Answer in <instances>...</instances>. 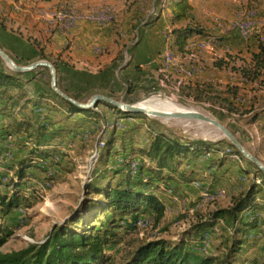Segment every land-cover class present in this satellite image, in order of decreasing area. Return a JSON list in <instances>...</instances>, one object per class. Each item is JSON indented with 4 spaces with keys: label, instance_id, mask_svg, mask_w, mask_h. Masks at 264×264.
I'll return each mask as SVG.
<instances>
[{
    "label": "trees",
    "instance_id": "1",
    "mask_svg": "<svg viewBox=\"0 0 264 264\" xmlns=\"http://www.w3.org/2000/svg\"><path fill=\"white\" fill-rule=\"evenodd\" d=\"M9 5L10 13L21 18L29 17L26 1L13 0ZM163 7L168 9L171 26L164 43L174 53L184 55L190 38L210 35L195 23L190 0H165ZM159 15L160 11L156 16ZM255 40L252 64H245L239 73L246 82L262 78L264 84V45L259 37ZM103 52L101 48L97 54ZM39 56L48 59L43 53ZM48 60L56 70L58 88L81 102L77 95L61 87L59 72L72 66L59 57ZM226 65L225 59L212 63L217 70H223ZM135 69L138 70L139 66L136 65ZM25 73L0 68V135L21 138V145L26 151L10 165L14 173L7 181L0 175L2 216L20 206L31 205L24 192L28 170L39 166L38 162L58 147L62 137L85 123L105 119V115L95 107L104 104L121 116L144 117L142 113L122 111L105 102L83 109L52 89L46 93H30L26 88L30 79H23ZM77 73L81 77L87 76L83 72ZM123 82L132 86L127 80ZM216 84L211 80L188 78L179 84L177 91L197 102L218 106L228 114L251 112L239 109L244 103H238L242 87L228 84L220 87ZM261 117L255 112L251 119L254 122ZM143 128L146 140L142 144L134 143V136L140 134ZM107 136L95 148L94 164L90 166L83 183V196L71 213L60 223L53 224L44 240L29 242L17 250H0V264H264V230H259L253 215L256 208L264 203V191L259 187L264 181L263 174V179L257 175L251 178L249 184L231 197L228 206L217 207L209 215L193 220L180 238L157 237L126 242L124 253L115 263L105 249L120 242L118 230L123 224L120 221L125 222L126 217L136 219L140 213L148 214L151 217L150 227H154L164 217L165 201L157 192L159 188L165 191L171 189L174 193L173 190L178 191L194 181L211 180V184H215L226 174L225 164L234 161L233 153L242 159L245 157L233 145L222 147L218 142L204 139L182 140L150 123L136 122L121 134L111 131ZM116 141L125 158L122 163L110 165L109 158L116 151L113 149ZM135 162L137 165L133 169ZM240 170L248 171L246 167H240ZM257 171L260 172L258 168ZM117 175L121 177L117 178ZM130 226L137 229L135 225ZM12 233L11 229L0 224V248ZM209 233L220 237L215 253H205L193 247L191 239H202ZM251 250L254 253L248 255Z\"/></svg>",
    "mask_w": 264,
    "mask_h": 264
},
{
    "label": "rangeland",
    "instance_id": "2",
    "mask_svg": "<svg viewBox=\"0 0 264 264\" xmlns=\"http://www.w3.org/2000/svg\"><path fill=\"white\" fill-rule=\"evenodd\" d=\"M190 1L193 5L195 23L210 34L216 33V21L225 24L238 16L239 13L250 9L255 11V15L251 20L245 16H242L240 20L243 27L253 28V32L248 39H241L239 34L233 31L224 39H230L233 36L237 42L232 47L217 48L219 56L204 58L206 68L212 69L211 71H218L212 66L214 61L225 59L227 65L222 70L223 72L204 70L203 75L200 76L206 80H214L217 83L216 85L220 87L225 84L242 87L239 93L240 96H238V103L239 105L244 103L239 109L240 111L250 110L249 114H228L218 106H213L207 102H197L195 99L179 94L177 91V75L160 70L159 64L152 68H147L144 64V66L138 65L140 68L135 69L132 62L131 45H128L125 51L118 55L119 61L115 65L108 64L99 69H91L94 74L86 73L87 76L81 77L77 70L61 69L59 72L61 87L66 88L71 94L77 95L81 102H87L94 94H104L125 103L137 104L138 102H158L159 100V102H165L166 100L170 104H175L176 107L198 110L226 126L245 149L264 164L263 80L259 78L257 81L246 82L239 73V69L245 64L248 66L252 64L251 53L256 51L255 37H259L264 45V0ZM76 2L82 7H89L100 1L76 0ZM164 2L165 0H120L119 5H115L117 18L113 24L114 32L118 35L123 47L126 43H135L134 37L136 35H138L137 41L141 39L144 27L155 20V15L160 11L159 9L164 8ZM43 7L54 8L53 6ZM148 10L150 12L147 16ZM131 11L139 14V17L131 20L128 25L124 21L125 15L129 14L131 16ZM24 49L21 47L22 51ZM10 58L19 65H28L34 61L43 60L22 56H12ZM174 59L175 62H182L183 64H187L189 61L186 55L181 56L179 54H174ZM0 65L3 69L14 72L1 57ZM127 66H130L131 69L134 68V70L123 74L121 69H125ZM30 73H34L33 77L51 90L50 73L47 67H36ZM121 80H127L132 86L129 87ZM251 102L253 103L252 106ZM95 109L102 112L105 119H100L98 122H88L81 127H76L75 131L62 137L58 147L48 157L38 162L39 166L31 167L28 170V182L25 185L24 192L31 205L29 207L20 206L8 215L0 217V224L13 232L7 242L0 248L1 251L17 250L29 242L44 240L52 225L60 223L71 213L83 196V183L90 172V166L92 167L94 164L95 148L100 144L99 141L107 134L109 135L111 131L121 134L134 123L143 122L150 123L152 126L171 133L182 140L204 139L210 142H218L222 147L232 146L217 127L202 120L163 118L145 114L144 117H125L118 115L104 104L98 105ZM255 112L263 117L253 122L251 117ZM84 133L86 137L82 138ZM146 138L147 134L143 128L140 134L134 136L133 142L142 144ZM119 147V142L116 141L113 146L116 151L109 158L110 165L122 163L124 160V152L122 153ZM25 152L21 145V138L17 137L16 139V137L10 135H0V158L2 159L0 161V175L3 176L4 181H7L14 173V168L11 169L12 166L10 165L16 163ZM136 165L135 162L133 169ZM255 166L254 163L250 165L247 158L242 159L241 157L239 161L234 160L229 165L225 164L224 167L227 168V172L219 182L211 184V180H209L202 183L212 188L222 187L228 190L230 194L217 199L213 203H204L201 206H194L198 202L197 188L192 186L182 187L178 191L173 190L175 194L172 193L171 189L165 191L162 187L159 188L157 192L165 201L167 209L157 226L153 227L152 225L150 227V223L147 228L139 229L136 227L137 229H134L130 225H135L139 219L146 220L151 217L148 214L141 213L136 219L126 217L125 222L120 221V224L123 223L118 230L121 235L120 242L108 246L105 252L113 257V260L117 263L124 253L125 243L128 241L139 242L157 237L171 240L180 238L193 220L209 215L217 207L228 206L231 197L249 184L251 178H254L255 175L263 179V173L258 172ZM240 167H246L248 171H241ZM221 170H223V167ZM116 177H121V175ZM46 183L48 184L47 187L42 189L41 185ZM259 187L264 191V181ZM10 188L12 187L10 186ZM253 215L256 216L259 230H264V203L256 208ZM125 225L127 226L125 227ZM219 241L220 237H215L210 233L202 239H191L193 247L205 253H215V245ZM253 253L254 250H251L248 255Z\"/></svg>",
    "mask_w": 264,
    "mask_h": 264
},
{
    "label": "crops",
    "instance_id": "3",
    "mask_svg": "<svg viewBox=\"0 0 264 264\" xmlns=\"http://www.w3.org/2000/svg\"><path fill=\"white\" fill-rule=\"evenodd\" d=\"M12 1L13 0H0V48L9 57L22 56L25 58L32 57L34 59H39L40 53L48 56V59L59 57L68 61L72 66L71 69L77 70V72L94 74V71L91 69H99L108 64L111 66L115 65L119 61L118 55L124 52L128 45H131L130 50L133 66L145 65L147 68H152L158 64V53L164 45H166L164 41L169 34L165 33V28L169 25L168 9H159L161 11L159 17L155 15V20L144 27L143 36L138 42L126 43L123 47L118 39V35L114 32L115 28L112 24L101 26L92 22H82L69 33H60L50 29L34 17L32 11L35 7H56L63 0H20L26 1L29 6L26 10L29 16L27 18L14 15L13 12L10 13L9 4L12 3ZM108 1L114 6H118L120 2V0ZM149 12L148 10L147 16ZM131 13V16L129 14L125 15L124 21L128 25L131 20L139 17L137 13L135 14L132 11ZM236 42L237 41H235L232 36L230 39L228 38L225 40L224 45L229 48ZM21 47L25 49L22 51ZM96 47L103 48L104 52L102 54L95 53L94 49ZM21 52L22 54H20ZM0 68L3 69L1 65ZM134 68L131 69L130 66H127L125 69H121V71L123 74L129 73V71L132 72ZM207 70L209 72L222 71H211L212 69L208 67ZM33 74L34 73L28 71L23 76L24 80L30 79L26 83L27 90L30 93L49 92L50 89L43 86V83L39 82V80H36ZM201 75L203 74L201 73L192 79L206 80L200 77ZM187 79L188 78L183 79V81L185 80L186 82ZM191 184L192 183L186 184L184 187H190L192 186Z\"/></svg>",
    "mask_w": 264,
    "mask_h": 264
},
{
    "label": "built area",
    "instance_id": "4",
    "mask_svg": "<svg viewBox=\"0 0 264 264\" xmlns=\"http://www.w3.org/2000/svg\"><path fill=\"white\" fill-rule=\"evenodd\" d=\"M34 17L45 24L50 29L60 32L69 33L71 30L75 29L82 22H92L98 25L112 24L117 16V11L115 6L111 4L108 0H101L97 4L89 7L80 6L76 0H66L62 1L57 7L52 9L45 8L43 6H37L33 11ZM255 15L254 10H248L246 12L239 13L235 18L227 21V23H222L216 21V33L210 34L207 37H192L190 38L185 46V54L189 61L187 64L182 62H175L174 53L167 45L161 49L158 53V64L160 65V70L166 72H171L177 75V87L182 83L183 79L193 78L204 72L206 63L204 58H211L219 56L217 53V48H225L224 45L225 38L236 31L241 39H248L253 32L251 27H243L240 21L242 16L248 19H252ZM254 23V22H252ZM247 28V29H245ZM171 30V26L168 25L165 28V33L168 34ZM138 35L134 37V42L137 41ZM100 47L94 49L95 53H99ZM180 55V54H179ZM182 56V55H181ZM167 78V77H166ZM86 134L82 135L85 138ZM101 144L102 141L100 140ZM233 160L239 161L240 157L238 154H232ZM2 159L0 158V161ZM1 165V163H0ZM259 182V180H256ZM192 187L198 189V202L194 206H201L204 203H213L217 199L225 197L230 194V192L222 187H209L200 181H194ZM47 183L41 185L42 189L47 187ZM167 207H165L166 211ZM0 217H4L0 213ZM151 219V218H150ZM138 220L135 223V227L142 229L147 228L151 220Z\"/></svg>",
    "mask_w": 264,
    "mask_h": 264
},
{
    "label": "water",
    "instance_id": "5",
    "mask_svg": "<svg viewBox=\"0 0 264 264\" xmlns=\"http://www.w3.org/2000/svg\"><path fill=\"white\" fill-rule=\"evenodd\" d=\"M0 57L6 62V64L14 71V72H28L33 70L36 67L42 66L47 67L50 73V85L51 89L55 91L58 95H60L63 99L70 101L76 106L86 109L90 107H94L99 102H105L114 107L128 112H137L145 115H151L156 117L163 118H184V119H197L202 120L208 123H211L215 127H217L226 138L230 141V143L248 160L256 165V167L264 174V164L252 153L245 149V147L239 142V140L234 136L232 131H230L226 126H224L218 120L211 118L199 111L193 109L187 110H176L171 112H162L159 110L146 109L143 106L137 105L136 103H125L122 101H118L113 99L110 96L104 94H94L90 97L87 102H79L74 98L68 96L64 92H62L57 84H56V70L53 64L48 60H37L28 65H19L13 59H11L1 48H0Z\"/></svg>",
    "mask_w": 264,
    "mask_h": 264
},
{
    "label": "bare ground",
    "instance_id": "6",
    "mask_svg": "<svg viewBox=\"0 0 264 264\" xmlns=\"http://www.w3.org/2000/svg\"><path fill=\"white\" fill-rule=\"evenodd\" d=\"M159 101L158 102H151V101L138 102L137 105L143 106L146 109L159 110L162 112H171V111H176V110H187L185 108H180L178 106L176 107V106H174L175 104H173V103L170 104V103L166 102V100H165V102H159Z\"/></svg>",
    "mask_w": 264,
    "mask_h": 264
}]
</instances>
